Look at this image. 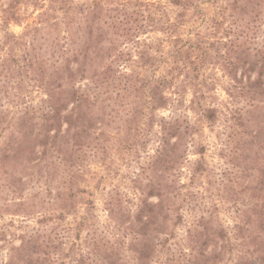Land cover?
Wrapping results in <instances>:
<instances>
[{
	"label": "rangeland",
	"instance_id": "obj_1",
	"mask_svg": "<svg viewBox=\"0 0 264 264\" xmlns=\"http://www.w3.org/2000/svg\"><path fill=\"white\" fill-rule=\"evenodd\" d=\"M10 1L0 0V7ZM189 1L191 4L186 9V20L178 30L184 41L197 39V33L206 35L209 42L227 35L224 28L231 19L227 13H231L229 4L233 0ZM96 2L99 18L94 20V29L102 27V17L106 19L109 14H119L115 17L119 22L122 15L115 10L116 7L124 8V14L128 10L138 11L141 29L135 30V37L139 38V42L133 39L123 41L124 37L117 36V48L131 51L135 58L131 65L125 64L127 71L125 66L121 69L129 74L132 72L130 68L134 69L131 81L137 87L142 85V88L143 83H149L147 78L167 75L169 87L164 88L167 105L150 112L147 87L142 90L143 94L130 90L125 96L118 95L123 94L121 87L110 78L111 82L106 81L101 86L102 95L97 106L101 121L93 130V139L88 138L82 143L79 141L78 145L72 142L74 164L72 158L65 161L60 159L63 158L61 153L50 151L38 166L16 169H20L17 173L22 176L24 186L21 192L15 193L7 185V173H0V205L26 202L22 209L16 210V205H11L14 210L0 214V263L8 259L10 248L19 245L28 231L47 230L57 225L61 232L60 250L56 251L57 254L48 264H93V259L100 264L103 243L118 245L125 264H133L136 255L128 247L132 230L126 227L127 224L124 226L118 222L119 215L111 217L109 200L113 198L115 202H120L124 210L136 213L141 203L140 186L146 183V174L150 173L149 161L160 145V120L163 118H180V123L186 125L189 122L193 128L182 146L185 149L184 160L174 171V185H171L170 197L166 200L168 221L159 233L153 264H192V257L190 263L183 257L189 254L190 245L193 244L189 231L195 232L201 218L212 220L213 226L220 224L227 232L229 241L219 264H236L240 259H248L250 256L244 252L247 248L253 249V246L246 242L248 235L253 236V227L257 223L252 208L264 197V189L262 193L259 190V181L264 179V138L253 143L249 136L232 137V140L228 137L232 129L229 127L232 122L229 112L244 102L242 98H238V102L228 93L233 89L231 85L234 82L223 70V59L217 56L219 43L206 44L211 56L199 62L196 70L193 69L194 65L185 67L183 59L176 60L172 56L176 43H170L166 30L160 27L164 22L167 25L176 21L181 7L170 0H28L18 6L19 22L12 21L3 27L0 16V59L7 57L10 50V44L1 48L5 31L16 35L11 42L14 45L13 60L23 63L28 47H34L39 54L48 49L57 36L68 47L82 48L87 26L91 23L89 7ZM44 10L48 16L41 13ZM214 19L223 20L221 30L216 34L215 27L211 26ZM135 26L136 22L132 30L136 29ZM257 36L261 39L264 36V21ZM108 42L109 39H105V43ZM160 44L164 45V52L156 53V64H145L138 51L144 49L155 53ZM47 51L42 57L48 59L49 68L57 57L61 62V53L56 52L55 56H51ZM199 51L202 52V48L197 53ZM165 56L166 61L161 58ZM98 62L94 64L97 66ZM74 65L76 67V62ZM114 65L119 68L123 66L121 62ZM97 68L101 69L102 66ZM89 77V74L78 77L76 87L84 90L93 87ZM185 79H189L191 84L183 90ZM37 85L35 79L23 71H16L15 76L8 78L0 76V111L6 117L0 131V142L10 135L15 117L26 106L44 109L45 93ZM194 89L202 97L203 106H213L219 110L214 122L206 119L198 105V110L192 108ZM260 104L262 115L264 101ZM139 105L145 116L140 117L131 129H126L129 126L126 119ZM40 113L37 111L36 116H41ZM252 127L251 130H255L256 126ZM40 172L43 177L37 178ZM62 196L68 198L69 210L62 208ZM150 200L157 201V197L153 196ZM29 210L32 211L26 212ZM121 216L127 218V215ZM238 224L244 228L236 229Z\"/></svg>",
	"mask_w": 264,
	"mask_h": 264
},
{
	"label": "trees",
	"instance_id": "obj_2",
	"mask_svg": "<svg viewBox=\"0 0 264 264\" xmlns=\"http://www.w3.org/2000/svg\"><path fill=\"white\" fill-rule=\"evenodd\" d=\"M170 1L181 7L180 11L176 15V21L168 23L169 25H164L166 23L164 22L160 28L166 30L167 36L170 37V43H176L172 56L176 60L183 59L182 63H185V67L189 64L194 65L193 69L196 70L199 62L205 61L211 56L208 51L209 46L206 44L219 43L220 46L216 49L217 56L223 59L221 61L223 70L231 76L234 82L231 85L233 89H229L228 93L238 102L240 101L238 98H242L244 102L243 105L236 106L229 112L231 114L230 121H232L229 127L232 129L228 137L232 140V137L249 136L253 143L264 138V113L260 114L262 109L260 102L264 101V36L262 39L257 36L260 25L264 21V0H233L229 4L231 13H227L231 19L224 28V33L227 35L216 37L215 42H209V38L201 33H197V39L184 41L178 30L186 20V9L190 6L191 1ZM22 2L26 3L28 0H11L6 6L0 7L3 27L12 21L15 23L20 21L18 6ZM89 8L88 13L92 14L91 17L88 15L91 23L87 26L84 46L80 49L62 44L61 39L57 36L55 40H52L49 48L39 54L34 47H28L23 63L13 60L14 45H11V42L14 41L16 35L5 31V39L1 48L4 49L7 44H10V50L7 57L0 59V76L8 78L11 75L15 76L16 71H23L34 78L38 83L37 86L45 93L44 109L35 108L32 105L26 106L25 110L15 117L14 129L10 135L0 142V173H7L9 176L7 185L14 193L21 192L24 186V180L17 172L21 168L38 166L50 151L61 153L63 158L60 159L65 161H69V157L72 158L74 164L72 142L78 145L79 141L82 143L88 138L93 139V130L99 120L101 121L97 110L102 95L101 86L104 82L110 81V78H113L115 84L121 87L123 94L117 93L118 95L125 96L130 90L143 94L142 90L147 87L150 112L167 105L168 97L164 93V88L169 87L166 83L167 75L153 79L147 78L148 85L143 83V88L142 85L137 87L136 83L131 81L135 73L134 69L130 68V72H132L129 74L126 73L128 69L125 66V64L131 65L135 62L133 53L117 48L119 43L117 36L124 37L123 41L130 42L133 39L136 43L139 42V38L135 37V30L141 29V26L138 25V11L128 10L127 14H124L126 12L124 8L116 7L115 10L122 15L121 20L119 22L115 20L119 14H109L106 16L108 19L102 17V27L94 29V20L99 18L97 2ZM41 13L48 16L45 10ZM135 22L136 29L132 30ZM222 24L223 20L214 19L211 26L215 27V34L221 30ZM105 39H109L107 44ZM259 40L260 42H258ZM179 42L180 45H178ZM201 48L202 52L197 53V50ZM47 50L51 56H55L56 52L61 53V62L57 57L49 64L52 65L49 68L48 59L42 57L48 52ZM138 52L140 59L151 66L156 64L158 57L156 53L164 52V45L160 44L155 53L144 49H140ZM161 58L166 61V56ZM97 61L99 62L96 66L95 62ZM115 62H121L123 66L116 67ZM99 66L102 68L98 69ZM124 66L126 71L121 69ZM188 73L186 72V74ZM88 74L94 86H89L85 90L76 87V79ZM189 82V79L183 80V90L186 89V85L191 84ZM193 86L197 88L196 85ZM201 98L197 90L194 89L191 99L192 108L198 110L196 106L198 105L200 109L202 108L206 119L214 122L219 110L213 106H203ZM37 111L41 112V116H36ZM257 111L258 114H256ZM2 113L0 111V131L4 127L2 124L6 118ZM249 113H251L250 116ZM144 114L140 105L136 107L132 116L126 119V122L129 123L126 129H131L140 117L145 116ZM151 119L153 120L154 117L151 116ZM179 121L180 118L160 120V145L155 156L149 161L150 173L146 174V183L140 186L141 203L136 213L131 214V211L124 210V207L120 206V202H115L113 198L109 200L108 208L111 217L115 218L116 214L119 215V217L116 216L119 218L118 222L124 226L127 224L126 227L132 230V238L128 247L136 255L133 264H153L159 233L163 231H161L162 226L168 221L169 210L166 207V200L170 197L171 185H174V171L184 160L185 149L182 146L185 144L186 138L191 135L193 128L189 122L183 125ZM151 125H153L152 122ZM252 125L256 126L255 130H251ZM137 130L140 131L139 128ZM262 166L259 168L261 169ZM17 168L20 169L17 171ZM51 172L54 174L55 171L52 169ZM46 173L48 177V171ZM39 174L37 178L43 177L41 172ZM52 178L53 175L50 180ZM262 189H264V179L259 181L261 193ZM153 196L157 197V201L150 200ZM62 199V208L69 210L66 201L68 198L62 196ZM25 204V201L13 204L4 203V206L0 205V214L4 215L5 211L14 210L11 205H16L15 209L18 210L22 209ZM240 211H246V209H240ZM252 213L257 216V223L253 227V236L248 235L249 239L246 243L253 246V249L247 248L244 254L250 257L246 260L240 259L236 264H264V197L252 208ZM121 215H127V218ZM213 223L212 220L201 218L197 222L198 228L195 229V232L189 231L193 244L190 245L189 254H185L183 257L189 263L191 257L194 259V262L191 261L192 264H219L223 260L229 238L226 230L220 224L213 226ZM243 228L240 224L236 225L238 230ZM21 240L19 245H13L10 248L8 259L0 264H48L57 254L56 251L60 250L61 232L58 231L57 225H54L48 227L47 230L28 231ZM103 244L100 264H125L118 245ZM239 258H245V256H239ZM82 262L85 261L82 260ZM98 262L93 259V264H98Z\"/></svg>",
	"mask_w": 264,
	"mask_h": 264
}]
</instances>
